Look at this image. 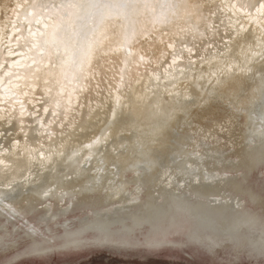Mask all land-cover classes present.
<instances>
[{
	"label": "bare ground",
	"instance_id": "bare-ground-1",
	"mask_svg": "<svg viewBox=\"0 0 264 264\" xmlns=\"http://www.w3.org/2000/svg\"><path fill=\"white\" fill-rule=\"evenodd\" d=\"M154 1L161 12L141 15L138 37L136 16L135 32L113 22L75 76L30 50L36 25L20 7L30 0H0V132L12 131L0 140V253L20 230L28 240L1 264L90 246L264 258V195L252 180L264 168V0H207L224 33L182 49L203 27L195 0H178L177 22ZM142 55L159 66L137 72ZM5 209L35 221L20 228Z\"/></svg>",
	"mask_w": 264,
	"mask_h": 264
},
{
	"label": "snow or ice",
	"instance_id": "snow-or-ice-1",
	"mask_svg": "<svg viewBox=\"0 0 264 264\" xmlns=\"http://www.w3.org/2000/svg\"><path fill=\"white\" fill-rule=\"evenodd\" d=\"M20 7L25 11L29 25L32 20L36 25L35 31L31 26L28 28L32 41L30 50L38 49L42 57L47 56L49 67H53L54 57L62 71L67 69L75 76L83 75L85 66L91 63L103 29L110 26L115 31L113 22L122 19L128 22L126 34L129 30L135 32L132 17L154 13L150 0H51L48 3L30 0ZM153 20L156 22L154 16ZM13 38L18 39L19 34L14 33ZM178 210L187 214L191 207L182 204ZM27 233L33 236L32 232ZM7 242L8 237H4L5 246ZM40 251L46 253V250Z\"/></svg>",
	"mask_w": 264,
	"mask_h": 264
},
{
	"label": "rangeland",
	"instance_id": "rangeland-1",
	"mask_svg": "<svg viewBox=\"0 0 264 264\" xmlns=\"http://www.w3.org/2000/svg\"><path fill=\"white\" fill-rule=\"evenodd\" d=\"M162 1L163 0H161L160 3H162ZM165 1L168 3L167 14L171 17L170 21L171 22H177V20L180 21L183 18V15H182L181 10L177 8L179 1L178 0H165ZM206 1L207 0H195V4L193 2H190L191 5H194L192 9H196L198 16L201 18L202 20L201 23L203 27H202V30H200L199 37H196V38L191 37L193 44L190 45V43H183L182 45H180L181 49L182 47H186L188 44H189L188 48H191L193 45L195 47H201L199 43H202L206 46V43L209 42L210 39H213L214 36L219 38L218 35H216L218 31L222 30V32L224 33L225 31L224 22L223 21L215 22L216 20L211 21V19L209 18L213 15V13L210 12L212 7L210 6V4H208V2L206 3ZM246 1H250V0H245V2ZM150 2L155 3L154 0H150ZM162 7L163 5L161 4L160 7L156 8L157 11L161 12ZM156 9L154 8V10ZM159 15L162 16V18H166L165 17L166 15H161V14ZM143 20H144V17L142 16L137 17V22H138V30L136 31L137 37L139 33L145 29L141 27L139 24L140 21H143ZM121 21L122 19L119 21L120 22L119 25L121 24ZM174 26H176V24ZM121 27H124V24H121ZM163 28H166V26H164ZM204 30L206 31V33L203 32ZM163 31H164L163 33L167 32V30H163ZM154 37H156V35H154ZM144 40L145 41L148 40V37L142 39V41ZM141 43L142 42H138V46L141 45ZM217 43H219V41ZM161 44H165V43L161 42ZM211 49H213V47H211ZM196 53L197 52L195 51L193 55H196ZM141 58H144L145 60L144 65H140L138 62L133 63L134 66L142 67L141 70L137 71L139 73L142 71H145L146 69H149L152 66H154V69L159 66L155 62H151L146 55H142ZM160 60L162 62L165 61L164 59H161V58ZM106 64L108 65V63ZM106 69L108 68L106 67ZM114 69L117 71V68L114 67ZM118 74L119 73L117 72V76ZM108 78L112 79L111 77H108ZM106 81H107V78H106ZM87 90L88 89H86V91ZM41 101L42 103L45 102L43 101V99L40 100V102ZM23 105H25V102L23 103ZM37 115L39 117V113H37ZM30 117L31 115H27L25 116V119H29ZM48 118L49 116L47 117V119ZM46 122L48 121L46 120ZM32 124L33 123H31L30 121H25L22 123V125H29V126H31ZM54 125L55 123L49 124V127H52ZM57 133L61 135L60 132H57L56 130H50V134H52V136L57 135ZM0 134H1L0 136V140H1V139H5L7 135L8 137L11 136L12 131H9L8 133H6L5 131H1ZM0 148H2V145H0ZM252 178H253L252 179L253 182L258 187V191H260V193L263 192V195H264V168H262L260 172L256 171L253 174ZM2 188L4 187H0V189ZM25 190L26 189H24L23 191ZM42 206L43 205H41L40 207ZM5 212H11L15 215L18 221L17 225L20 228H27L28 227L26 226L27 221L30 219L35 221L34 215L21 216L14 209H5ZM81 212L82 211H76L74 213L68 214L66 217H70V218L76 217L77 215L82 214ZM23 236H24L23 232L22 230H20L13 238L14 241H17L16 248L8 251L7 253H4V252L0 253V264L6 259V257L10 258L12 255L16 254L17 252H21L25 250L28 240L26 238L22 239ZM188 253L191 254L192 252L188 250L187 252H185L184 250L180 248H169V247L162 248V249H150L149 250V249L142 248V247L135 248V249H117V248L107 247V246H90V247H87L81 250L78 249V250H68V251L56 252L55 254H52L50 256H43V257L25 256L11 264H264V258L253 260L251 258H248L245 255H242L239 261L238 260L225 261V259L223 258V253L221 252L219 253V255H214V256L209 253H202L200 255L191 254L192 256H190Z\"/></svg>",
	"mask_w": 264,
	"mask_h": 264
},
{
	"label": "water",
	"instance_id": "water-1",
	"mask_svg": "<svg viewBox=\"0 0 264 264\" xmlns=\"http://www.w3.org/2000/svg\"><path fill=\"white\" fill-rule=\"evenodd\" d=\"M16 51L20 52V51H22V50L17 48ZM19 56H21V55L16 54V55L11 56V57L8 56V58H12V57H13V59H8V70L11 69V65H10V63H11V62H14L16 59H18ZM14 73H15L14 70H12V71L10 72V74H8V81H10V78H9V77L13 76ZM13 78H15V77L13 76ZM41 100H42V99H41ZM44 103H45V102L42 103V101H41V102H39V105H40V104L43 105ZM41 109H42V107H40V108L38 109V111H40ZM48 112H49V113H48V116H49V114L51 113V109H49ZM51 114H52V113H51ZM39 116H40V115H39ZM36 117H38V115H37ZM49 117H51V116H49Z\"/></svg>",
	"mask_w": 264,
	"mask_h": 264
}]
</instances>
